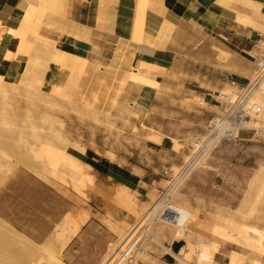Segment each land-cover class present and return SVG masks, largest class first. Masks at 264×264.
<instances>
[{"label": "crops", "instance_id": "0c3cea01", "mask_svg": "<svg viewBox=\"0 0 264 264\" xmlns=\"http://www.w3.org/2000/svg\"><path fill=\"white\" fill-rule=\"evenodd\" d=\"M102 1H70L65 5V18L46 14L44 19L65 22L69 27L80 23L81 27L93 28L92 44L75 42L68 33L60 43V49L71 60L80 56L88 61L87 75L78 83L82 91L98 88L92 67H100L104 76L110 55L121 40L128 41L125 52L130 64L122 68L118 78L127 70L137 69L158 87L128 83L127 91L119 99L129 101L131 106L123 116L112 110L117 120L113 131L86 123L72 130L77 138L81 135L85 149V154H76L77 159L94 174L93 182L84 190L86 198L25 168L15 169L0 186V221L35 245L47 244L64 224L63 220L73 219L81 224L59 256L64 264H104L118 247V232L124 225L135 224L138 215L136 209L123 203V194L121 199L117 197L121 192L134 197L141 208L152 203L174 178L183 174L188 179L181 190L182 202L200 215H208L203 223L215 218L208 231L216 240L211 229L222 223L217 212H248L250 182L243 178V172L253 169L264 177V128L242 129L238 140L222 142L208 169L193 172L198 163L186 161L192 154L193 142L206 133L208 125L221 117L227 107L218 94L247 85L255 75V59L264 51V0H251L260 9L236 0H225L224 5L219 0H161L147 14L136 10V0H119L105 14ZM31 4L38 5L39 0H0L1 76L17 79L27 65V58L21 54L10 60L5 58L8 52L16 51L12 32L20 28ZM106 15L111 17L110 30L103 29ZM239 17L250 23L239 22ZM165 21L174 25L168 40L157 46L142 43L146 33L156 38ZM71 79L56 66L50 71L48 85L54 92L59 86L69 89ZM108 83L113 81L108 79ZM190 165L191 172L184 175ZM225 166H234L240 177L218 171ZM260 213L262 230L264 197ZM199 236L203 238L202 234ZM184 250L185 255L190 254L188 247ZM230 251L229 247H221L217 264L230 262ZM260 262L264 264V255Z\"/></svg>", "mask_w": 264, "mask_h": 264}, {"label": "bare ground", "instance_id": "6f19581e", "mask_svg": "<svg viewBox=\"0 0 264 264\" xmlns=\"http://www.w3.org/2000/svg\"><path fill=\"white\" fill-rule=\"evenodd\" d=\"M160 1L161 0L156 1V6L158 5V3H160ZM236 1L247 6V7H249V8H252V9H260L261 8L260 5L258 3H256L255 1H251V0H236ZM219 2L223 3L222 5H224V3L226 1L225 0H219ZM137 4H138L139 9H141L143 11L149 10L146 8L145 2L139 0V2ZM226 5H228V4H226ZM56 6H57V0H39L38 5L31 4L29 6V8L27 9L25 16L22 20V23L19 22L21 24L20 28L17 31L12 32L15 39L16 38L20 39V41H22V43L21 42L19 44L16 43V51L14 53L8 52L7 58H5V60L6 59L10 60L13 57L16 58V56L19 55V53L17 51L24 48V47H32V49H34L33 47L36 46L38 42H41L48 50H54L56 52V54H58L59 56L60 55L61 56L66 55L65 54L66 52H64L60 49V43L65 39L64 35L67 33L70 36H72V40H74L75 42L84 41L88 44L89 43L92 44L91 31L93 30V28L86 27V26L78 27L75 25L71 26V28H67V26L63 25V26L58 27L59 32H57V31H54L52 28L53 22L51 23V22H45L44 21L46 14L48 12H52V13L56 12L55 11ZM136 10H138V9H136ZM238 16H240V15H238ZM62 17H64V16H62ZM238 20H239V22L242 21V23L243 22L246 23V25L250 23V22H248V19L246 20L244 17H239ZM76 25H78V24H76ZM9 26H12V25H9ZM80 26H82V25H80ZM173 27H174V25L165 21L164 24L162 25V27L160 28V30H162V29L172 30ZM14 28H15V26H14ZM133 34H134V32H133ZM139 34H137V35H139ZM146 34H147V37L145 36L146 39L142 43H146V44H149L152 46H157V45H160L161 43L164 42L161 39L155 41L154 38L151 37V35H149L148 33H146ZM59 35H60V37H59ZM157 36H158V34H157ZM135 38H137V36ZM136 41H133V43L139 44ZM127 42L125 43L123 40H121L119 45L117 46L116 50L111 53L110 61H109L110 63L107 66V70L104 71V74H105L104 76H102L100 74V72L102 71L100 67H96V66L92 67L93 73L95 75L94 78L97 80V83H99V85H98V88H96L95 90L90 92V97L86 96L84 94L81 87L78 88V91H77L78 100L83 104L84 108L91 113V115L94 117L93 119L97 118V116H98L97 108L100 105V103L98 102L99 100L97 98L98 93H103V95H104V98H103V101H104V104H103L104 107L103 108L105 110L104 115H106V117L110 118V116H113L112 110H114V109L117 110L118 113L121 114V116L128 113L129 108L131 106L129 101L120 102V99H119L120 95L123 92L127 91L126 88H127L128 83H131L132 86L145 84V85H151L154 87H158V84L152 82L151 81L152 79L150 80V79L145 78L144 75H141V73L137 69L127 70L123 77L118 78V73L120 71H122V68L124 66H128L130 64V57L127 56L126 52H125V49L128 47ZM33 51H35V50H33ZM36 51H38V48ZM75 60L79 64L78 74L80 76H86L88 65H89L88 61L85 58H82L80 56L75 57ZM41 64H42V66L38 67L37 69L32 68L31 67L32 65L30 66L27 64L26 67H24L23 69H21L19 71V77H17V79L11 75H8L7 77L0 75V110L3 111V112H1V113H3V115H4L5 111H7L6 109L8 108V106H9V108H11L10 107L11 104L8 103V102H10V100H9L10 94L11 93H16V94L19 93L20 92V86L26 85V88L28 90V91H26V93L27 92L30 93V91L32 93V91H35V94H36L37 93L36 90L38 91L39 88H41L42 90L43 89L47 90L46 86L48 85L50 71H52V70L43 66L46 63H41ZM141 69H142V67H141ZM151 71H152V69H151ZM153 72H155V71H153ZM110 77L115 78V82L112 85H110L108 83V79ZM55 93L63 101H69L70 100V96L68 94L66 87H63V86L57 87ZM47 94H46V96L50 97V94L48 92H47ZM38 95L43 97V94H38ZM46 96L43 98H46L47 102H48V98ZM26 97H29V96H26ZM221 97H222V99L229 100L230 103H234L237 99V92H235V91L222 92ZM26 99H28V98H26ZM251 102L254 104H257L261 108L260 112L257 114H252V117H257V116H263L264 117V81L260 82V84L255 88V90L251 94ZM50 103H54V101L50 102ZM49 105H51V104H49ZM53 105H55V104H52V106ZM56 105H57V103H56ZM44 108H45V106H44ZM135 110H136V108H135ZM47 113L46 114L42 113L43 114L42 116L40 115L41 120H42L41 124L47 125L49 127V129L46 130L44 127V129L46 130L45 131L43 128H41V130L45 131L42 133V131L38 127L39 125L36 126L35 124L31 123L30 124V126H31V139L33 137V141H28V139L31 140L30 138L25 139L24 142L21 140V143L23 142L22 148L24 149V154H23L24 161H26L27 165L30 168H32L35 172H37L38 176L42 177L43 179H45L47 181H50V178H56L58 180L65 182V177H67V175H69L71 182H73L74 184L76 183V185H74V186L80 185L83 188L87 187L88 184H91L93 182V179H94L93 175L94 174L92 175L91 172L86 173L85 169L87 168V166L84 167V165L76 157L69 154L65 150V145L68 146L69 140H67L61 132H58V130L57 131L54 130V128H55L54 122H53L51 116H49V114L47 115ZM28 117H29V115H28ZM28 117H27V119L29 120L30 118H28ZM25 120H23V121H25ZM97 120H99V119H97ZM106 120H108V118ZM125 121L127 122V119H125ZM2 122L5 125L8 124L7 121L4 120V118L2 119ZM217 122H218V118L214 119L212 121V124H215ZM22 123H24V122H22ZM105 123H106V121H105ZM106 124H109V123H106ZM244 124H243V126H244ZM45 125H43V126H45ZM243 126H242V129H243ZM158 138L161 139L160 137H158ZM206 139L203 137V139L199 143L196 144L197 151H195V153H194V155L196 157L201 155L203 150H206L205 148H207V145L211 146L214 144L215 141H218V142L221 141V136H220L218 131L217 132L213 131L210 135L206 136ZM177 148H178V145H177ZM188 161H189V157H187V162ZM90 169H89V171H91ZM191 170L192 169L190 166L188 168V170L186 171V175H188V173H190ZM253 176L255 178H254V183H252V185L255 184L256 188L258 189V191L256 193V198L260 201V199L264 196V177L261 176L260 172L258 174L256 173ZM77 183H78V185H77ZM67 186H69V185H67ZM78 188H80V187H78ZM175 193H176V191L173 192L171 190L169 193H167V196H169V195L174 196ZM122 194H123V196H125V198L124 197L122 198L123 199L122 201L127 203L129 206H133L136 199H133L134 197L130 198L129 197L130 195L128 196L127 194H124L122 192L120 194H117V197L118 196H119L118 198L122 197V196H120ZM165 199L163 200L164 202L166 201ZM163 201H162V199L158 200V203L151 210V213L149 215L151 218L156 216V212L163 205ZM167 201H168L167 203H169L167 205V207H172L173 209L177 210V212L179 213V215L177 216V222L178 223L172 224V226H174L176 229L174 232V240L178 241L177 236H179V235H185V236L195 235L196 232L194 233L191 230V227L198 224V214L196 213V211L190 210L191 206L189 207L186 205L187 206L186 207V206L178 205L176 203L172 204L170 202L171 199H170V201L169 200H167ZM184 203H185V201H184ZM238 213H239V211H238ZM256 213H257L256 210H248V216L251 218L252 217L255 218ZM243 214H246V213H243ZM216 217H217V219H219L222 222L221 224H215L211 229V233L216 240L225 241V242H229V243H235L239 246L246 247L247 250H251V251H253L259 255L260 254L264 255V231H263L264 229L261 230L256 225L246 224V222L245 223L240 222V221L236 220V218L233 217L232 215H230V216L227 215V217L223 216L222 211H221V214L217 212ZM151 218H149V219L151 220ZM153 220H154V218H153ZM257 220H259V219L257 218ZM159 221H162L166 224L168 223L169 225H171V223H169L167 220H165L163 218ZM61 223H62V221H61ZM63 223H62L63 225L61 227H59V230L56 231V233H54V236L52 237V239L47 244H45L43 246L35 245L34 243L29 241L28 239L20 236L18 233H16L10 227H9L10 229L7 228L6 224H5L6 226H3V225H1L2 224L1 223L0 224V247H2L6 243L8 245L10 244L11 246L12 245H16V246L22 245L24 250L30 255H40L42 257L45 256V258L47 257L49 260L53 261L54 264H64L60 260L59 256H60L61 252L64 250V248H66V245L68 244V242H70V240L78 232V230L81 227V224L78 223L77 221H74L73 219H67V221L63 220ZM165 227H166V225H161L160 233L163 230L162 231L163 234L158 233L159 236L160 235L164 236V234H165L164 228ZM54 231H55V229H54ZM118 234H119V238H120V243L121 244L127 243L126 249H128V250L125 254L126 255V258H125L126 264H137V258L142 259L144 262H148L151 264H158L156 262V260L152 259L149 255H146L142 249H139L135 245V243H133V240L132 241L130 240L129 242H127V233L125 231H119ZM182 241L183 242H178V243H182L183 245L181 246V248L177 252H175L174 256L179 261H181L182 263L189 264L187 259L182 257L183 251H184V244H185V242L187 243V241L186 240H182ZM133 252H135L137 256H134ZM213 252H214V250L212 251L211 247L206 245V243H203V242L199 243L195 249V255L197 257V264H211L213 261V258H214ZM229 259H230L229 264H246L245 263V256H242V254H239L237 252L231 253ZM252 262H253V264H262L260 262V260H253Z\"/></svg>", "mask_w": 264, "mask_h": 264}, {"label": "rangeland", "instance_id": "374dc122", "mask_svg": "<svg viewBox=\"0 0 264 264\" xmlns=\"http://www.w3.org/2000/svg\"><path fill=\"white\" fill-rule=\"evenodd\" d=\"M70 1L73 2L75 0H57V6H56V10H55L56 12H53V13L48 12L47 14H49V17L52 15L57 16V17H62V16L65 17L66 16L65 15L66 14V6L65 5H66V3H69ZM80 1L86 2V0H80ZM118 1L119 0H103L101 3V6H102V9L104 10L105 14L109 12L108 11L109 9L115 7L117 5ZM137 1L139 2V0H136V2ZM140 1H143L146 3L147 9H156V1L157 0H140ZM136 7L140 12L147 14V11H143V10L138 8V4L136 5ZM63 25L67 26V28H71V27H69V24L65 23V22H53L52 28L59 30L58 27L63 26ZM74 25L81 27L80 23H79V25H76V23H72V26H74ZM111 28H112L111 17L106 15V19L104 22L103 29L110 30ZM173 28H172V30H168V29L160 30L158 33V36L156 38H154V40L155 41L160 40V39L163 41L168 40L170 35L172 34ZM20 42L22 43V41H20V39L16 38V43L19 44ZM33 48L34 49H32V47H24V48L18 50L17 52L21 55H24L27 58V64L30 66L32 65L31 66L32 68H35V67L38 68V67L42 66L41 63H46L43 66L54 71L55 67L59 66L61 72L65 73L67 75V78H72L70 80L69 85H68L69 89H67L68 94L70 96V100L69 101L61 100L56 95V93L54 91L50 90V87L48 85L46 86L47 90H45V89L42 90L41 88H39L38 91L36 90V92H37L36 94H35V91H32V93L30 91V93L27 92L29 94L28 95L26 93V91H28L26 88V85L20 86V92L19 93H17V94L11 93L10 94V99H9L10 102H8V103L11 104V106H10L11 108H9V106H8L9 109L8 108L6 109L7 111H5L6 114L4 113V115H3V113H1L3 111L0 110V113H1L0 114L1 115L0 116V186L12 174V172L17 168H25L29 171L35 172L32 168H30L27 165L26 161H24V159H23L24 149L22 148V145H23V142L25 139H28V138L31 139V126H30L31 123L35 124L36 126L39 125L38 127L40 128V130H41V128L44 129V127L46 130L49 129V127L47 125L43 124V125H45V126H43L41 124V122H42L41 116L43 114H46L48 112L47 115L49 114V116H51V118L54 122V125H55L54 126L55 128L53 127L54 130L55 131L58 130V132H61L63 134V136L67 140H69L68 141L69 144L67 143L68 146L65 145V150L69 154L73 155L76 158H79L76 155L77 153H79V151L81 153L85 154V149L81 145L82 144L81 143V140H82L81 135H79V138H77L72 133V130L74 129V127H79L80 125H84L86 123L87 126H92L93 124L94 125H103V126H105L106 130L113 131L114 126L117 122V120L114 118V116H110V118H109V117H106V115H104L105 110L103 108L104 107L103 106V104H104L103 93H98V95H97V98L99 100L98 102L100 103V105L97 108L98 116L95 119H93L94 117L91 115V113L84 108L83 104L79 100H77L78 99L77 91H78V88L80 87L78 83L80 82V78L82 76H80L78 74L79 64L75 60L74 57H72L73 60H71V56L67 55L66 53H65L66 55H63V56L60 55L59 56L58 54H56V52L54 50H48L41 42H38L37 45L34 46ZM37 48H38V51H36ZM33 50H35V51H33ZM261 56L264 57V51L261 54ZM259 57H260V55L257 56V58H259ZM69 66L72 68H70ZM109 79H111L113 81V83L115 82L114 77H110ZM94 83L97 86L99 85V83H97V80L95 78H94ZM112 84H110V85H112ZM96 88L97 87H93L92 89L89 90V92L84 93V94L86 96L90 97V92L95 90ZM232 90L238 93V90H236V89H232ZM47 92L50 94V97L46 96ZM38 94H43V97L46 96L48 98V102H47L46 98H43L42 96H39ZM25 95L29 96V97H26ZM26 98H28V99H26ZM53 101H54V103H50ZM55 102L57 103V105ZM49 104H51V105H49ZM52 104H55V105L52 106ZM44 106H45V108H44ZM28 115H29V117H28ZM71 115H73L74 117H71ZM26 116L28 118H30L29 119L30 121L27 119ZM3 118H4V120L7 121V123H8L7 125H5L2 122ZM107 118H108V120H106ZM97 119H99V120H97ZM23 120H25L26 122ZM105 121H106V123H109V124H106ZM22 122H24V123H22ZM110 123L111 124L113 123V124L111 125ZM261 128H264V117L263 116H257V117L251 116V119L246 121L244 126H243V129H259L260 130ZM44 130H41L42 133L46 131V130L45 131ZM206 136H207V131L202 137H200L198 140L193 142L192 154L189 157V161L187 162V163L191 162V164L198 163L195 166L193 172H195L197 170L208 169L210 167L209 163L213 160L214 151L216 150L217 147L220 146V144L222 142H224V140L219 141V142L215 141L213 145H211V146L207 145V148H205L206 150H203L201 155L196 157L194 155L195 151H197L196 144L199 143L203 139V137L206 139ZM21 140L23 141L22 143H21ZM28 141H33V137L31 140L28 139ZM186 161H187V159H186ZM84 167H86V165H84ZM186 167H187V165H186ZM186 167H184L183 169L185 170ZM89 169H90V167L87 166V168L85 169L86 173L91 172V171H89ZM218 171L220 173L223 172V173L231 175V176L240 177V171L235 169L234 166L219 167ZM35 173H37V172H35ZM255 174H256V171L253 169H248V171L245 174L243 172V178L248 179L250 182V185H249V194H250L249 196L250 197H249V202H248V210H256L257 211V213L255 214V218L249 217L248 212L246 214H243V213L241 214V213L236 212V213H232V214H228V215L229 216L232 215L233 217L236 218V220H238L240 222H244V223L246 222V224H253V225H256L258 228H260V218L259 217L261 216V220L263 217L262 213H260V201L263 200L264 196L262 198L260 197L261 198L260 201L256 198V193H257L258 189L256 188L255 184H253L254 186L252 185V183H254V178H255L253 175H255ZM184 175H186V172ZM182 176H183V174H182ZM182 176L180 178H177V179L174 178V180L168 184L167 189L164 191L163 197H161L160 199H158L159 197H157L156 199H154L152 201V203H150L148 205H142L140 208V207H137L136 200H135V203L133 206H129L127 203L123 202L128 207H130L134 210L136 209L138 211V215H137V219H136L135 224L124 225L123 229L120 230V231H125L127 233V242H129L130 240L131 241L133 240V243H135V245L139 249H142L146 255H149L152 259L156 260V262L158 264H184L174 256L175 251L173 248L174 243L183 242L182 240L187 241V244H186V246H184V249L188 247V249L190 250L189 255H185V250L183 251V255H182V257L187 259L189 264H197V257L195 255V249H196V246L202 242L206 243V245L210 246L212 251L214 250V252H213L214 258H213V261L211 264H217L218 263L219 258H217V254H218L219 249L221 247H229L231 249L230 253L232 251H237V252L241 253L242 256H245V263L246 264H253V262H252L253 260H260L261 255L255 253L251 250H242V249L237 248L233 243L214 240L210 236L208 229L211 226V224L215 221V218L208 223H203V219H205V217H207L208 215H200L196 211V213L198 214V224L191 227V230L194 233L196 232L195 235H192V236L179 235V236H177L178 241L174 240V232L176 230L174 226L169 225L168 223L166 224V223L159 221V220L155 221L156 219L153 220L154 217L151 218L149 216L151 213V210L158 203V200H161V199H162V201L165 198H166L165 200L168 199L169 201L171 199L170 202L172 204L176 203V204L181 205V206H186V204H184L182 202L183 196H182L181 190L185 186V182L188 178L184 179V176L183 177ZM50 181L55 182L57 184H60V185L67 187L69 189H72L78 195L86 198V195L83 193V192H85L84 190L86 189V187L83 188L80 185H78V183H77L78 186H74V185H76V183L74 184L73 182H71L69 175H67V177H65V182L58 180L56 178H50ZM67 185H69V186H67ZM78 187H80V188H78ZM171 190L173 192L176 191V193L174 194V196H171V195L167 196V193H169ZM190 210H192V208H190ZM223 216L227 217V215H223ZM256 217L259 220H257ZM146 218L147 219L151 218L150 224L144 228L145 231H147L146 233H147L148 238H145L143 240L142 244L139 246V242H140L139 238L141 237V234H140L141 232L140 233H137V232H138L140 226L136 230H135V228L137 227V225L139 223L143 222L144 219H146ZM0 224L3 226H6L1 221H0ZM161 225H166V227L164 228V233H165L164 236L163 235L159 236V234H161V233L163 234V232H162L163 230L160 233ZM143 226L141 228H143ZM6 227L9 228V226H6ZM199 234H202L203 238H201L199 236ZM21 247H22V245H20V246L12 245L11 246L10 244L8 245L7 243L4 244L2 247H0V263L1 264H36V263L54 264V262L49 260L47 257L45 258V256L42 257L40 255H38V256L37 255L36 256L30 255L24 250L23 247L22 248ZM126 247H127V243L126 244L125 243H123V244L119 243L118 247L109 255V257L106 259L104 264H126V262H125L126 255L125 254L128 250V249H126ZM244 248L246 249V247H244ZM122 252H123V255H119ZM230 253H229V255H230ZM133 255L137 256L135 252H133ZM190 255L191 256L195 255V256L192 258ZM229 255H228V260H229ZM228 262L229 261L224 260L222 262V264H228ZM137 264H151V263L144 262L142 259L137 258Z\"/></svg>", "mask_w": 264, "mask_h": 264}, {"label": "built area", "instance_id": "2783aa9c", "mask_svg": "<svg viewBox=\"0 0 264 264\" xmlns=\"http://www.w3.org/2000/svg\"><path fill=\"white\" fill-rule=\"evenodd\" d=\"M255 60L256 72L254 77L248 82L247 85L237 89V99L234 103H230L229 100L224 99L227 102V107L225 108L222 116L218 118L217 123L212 124L211 122L208 125L206 130L207 135H210L213 131H218L221 136V141H236L239 139V133L242 130L243 124L251 119L252 114H257L260 112L261 108L257 104L251 102V94L260 84V82L264 81V57L260 56ZM232 84L235 85V81H232ZM218 96L221 97V93H219ZM163 195L164 193L159 196V199L163 197ZM167 200L165 202L163 201V205L156 212L154 219H156L155 221H158L163 218L171 223V225L177 224V216L179 213L172 207H167L169 204L167 203ZM150 222V219L146 218L135 228L136 230L140 226L137 232H141L139 246L142 244L145 238H148L146 233L147 231H145L144 228L149 225ZM141 225H144L143 228H141ZM119 255H123V252Z\"/></svg>", "mask_w": 264, "mask_h": 264}, {"label": "water", "instance_id": "95a60500", "mask_svg": "<svg viewBox=\"0 0 264 264\" xmlns=\"http://www.w3.org/2000/svg\"><path fill=\"white\" fill-rule=\"evenodd\" d=\"M182 245H183L182 243H174L173 245L174 251L177 252Z\"/></svg>", "mask_w": 264, "mask_h": 264}]
</instances>
